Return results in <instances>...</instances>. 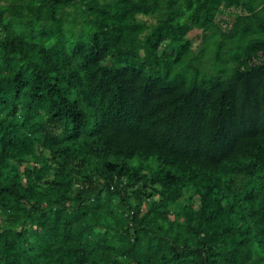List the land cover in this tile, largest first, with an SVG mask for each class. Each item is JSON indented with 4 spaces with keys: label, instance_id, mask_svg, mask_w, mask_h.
Returning <instances> with one entry per match:
<instances>
[{
    "label": "trees",
    "instance_id": "1",
    "mask_svg": "<svg viewBox=\"0 0 264 264\" xmlns=\"http://www.w3.org/2000/svg\"><path fill=\"white\" fill-rule=\"evenodd\" d=\"M0 264H264V0H0Z\"/></svg>",
    "mask_w": 264,
    "mask_h": 264
},
{
    "label": "rangeland",
    "instance_id": "2",
    "mask_svg": "<svg viewBox=\"0 0 264 264\" xmlns=\"http://www.w3.org/2000/svg\"><path fill=\"white\" fill-rule=\"evenodd\" d=\"M3 2H1L2 4ZM239 12L234 9V10H229V11H225L223 12V14H221L218 19L222 20L221 22V26L222 28H225V24H229L231 21H233L234 17L236 14H238ZM142 19H146V18H142ZM148 21H150L149 19H146ZM153 22V21H150ZM188 38L192 40L193 42V48L196 49L197 45L200 42V32L199 31H192L191 33L188 34ZM74 41L73 38H68L67 39V44L70 45L72 42ZM153 165L156 166V163L153 162Z\"/></svg>",
    "mask_w": 264,
    "mask_h": 264
},
{
    "label": "crops",
    "instance_id": "3",
    "mask_svg": "<svg viewBox=\"0 0 264 264\" xmlns=\"http://www.w3.org/2000/svg\"><path fill=\"white\" fill-rule=\"evenodd\" d=\"M234 10V9H233ZM239 12V10H237Z\"/></svg>",
    "mask_w": 264,
    "mask_h": 264
}]
</instances>
